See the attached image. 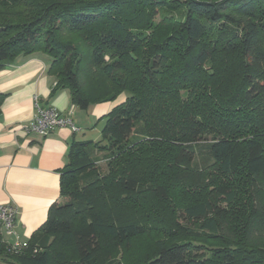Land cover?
<instances>
[{
    "label": "trees",
    "instance_id": "1",
    "mask_svg": "<svg viewBox=\"0 0 264 264\" xmlns=\"http://www.w3.org/2000/svg\"><path fill=\"white\" fill-rule=\"evenodd\" d=\"M36 54L52 95L117 105L73 143L28 248L0 256L264 264V0H0V71Z\"/></svg>",
    "mask_w": 264,
    "mask_h": 264
},
{
    "label": "crops",
    "instance_id": "2",
    "mask_svg": "<svg viewBox=\"0 0 264 264\" xmlns=\"http://www.w3.org/2000/svg\"><path fill=\"white\" fill-rule=\"evenodd\" d=\"M50 58L43 54L19 57L0 71V94L5 96L0 112V205L18 210L16 232L30 242L46 222L50 207L60 198V178L74 142L88 138L98 122L117 102L91 106L82 111L68 90L52 91L56 79L49 75ZM42 108L53 107L73 120L78 132L59 128L47 137L26 133L22 127L36 116L35 99ZM0 224V243L8 242ZM0 264H16L0 256Z\"/></svg>",
    "mask_w": 264,
    "mask_h": 264
},
{
    "label": "built area",
    "instance_id": "3",
    "mask_svg": "<svg viewBox=\"0 0 264 264\" xmlns=\"http://www.w3.org/2000/svg\"><path fill=\"white\" fill-rule=\"evenodd\" d=\"M35 103V118L22 127L26 133L47 137L59 128H70L74 133L79 131L71 117L64 116L53 107L42 108L37 98ZM0 224L5 236L9 238V241L5 242L6 250L9 254L19 255L28 248L29 242L21 241L16 232L18 226V210L16 207L0 205Z\"/></svg>",
    "mask_w": 264,
    "mask_h": 264
},
{
    "label": "rangeland",
    "instance_id": "4",
    "mask_svg": "<svg viewBox=\"0 0 264 264\" xmlns=\"http://www.w3.org/2000/svg\"><path fill=\"white\" fill-rule=\"evenodd\" d=\"M161 18L162 17H158L156 19L157 23H159L161 21ZM105 124H106V120L98 122L97 130L95 132H92V133H89L90 130L89 131L86 130L88 132V135H87L88 138H90L91 140L99 139V137L101 136V131L104 128ZM101 167H102L103 171H106L107 168H106V164L105 163H101Z\"/></svg>",
    "mask_w": 264,
    "mask_h": 264
}]
</instances>
